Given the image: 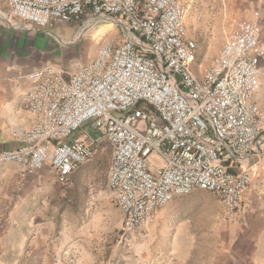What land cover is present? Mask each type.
<instances>
[{"label": "built area", "instance_id": "1", "mask_svg": "<svg viewBox=\"0 0 264 264\" xmlns=\"http://www.w3.org/2000/svg\"><path fill=\"white\" fill-rule=\"evenodd\" d=\"M2 5L0 22L14 30L46 33L57 23L112 21L126 37L103 43L74 70L45 65L27 74L23 104L33 121L9 130L15 147L0 150V166L12 163L25 173L50 168L65 184L97 149L96 139L74 134L97 121L111 149L106 187L122 216V239L195 190L216 198L224 220L236 217L251 180L250 157L264 141V110L256 103L264 76L259 23L236 22L199 81L181 0Z\"/></svg>", "mask_w": 264, "mask_h": 264}, {"label": "rangeland", "instance_id": "2", "mask_svg": "<svg viewBox=\"0 0 264 264\" xmlns=\"http://www.w3.org/2000/svg\"><path fill=\"white\" fill-rule=\"evenodd\" d=\"M181 3L184 7L186 36L197 45V63L191 65V71L199 81H202L204 70L239 20L260 24L264 48V0H181ZM28 33L31 34V49L34 50L32 59L37 58V51H40L38 54L46 55L47 61L39 67L51 65L67 69L71 67L72 70L92 60L103 43L110 41L118 44L126 37L121 27L112 21H99L87 26L57 23L46 33L33 30ZM73 38H77L76 42L69 44L67 41ZM261 66L264 73V59ZM257 104L264 110V76ZM113 114L118 115L116 112ZM86 125H91L90 130L95 132L92 138L97 140L96 153L76 171L75 176L79 174L82 178L70 180L69 187L76 189V200L72 201L73 206L70 208L65 206L62 215V220L69 228H74L64 236L67 241L74 240L72 250L56 260H28L24 258L22 249L16 252V258L0 257V264H127V254L135 253L134 246L141 241L136 239L135 231L121 238L119 227L122 216L110 201L106 187L110 146L103 129L93 127L97 121ZM139 125L142 126V122ZM85 128L73 138L82 141L85 137L89 138ZM14 171H20L15 164L0 166V172L5 174ZM245 196L246 192L242 210L232 220L222 218L219 203L209 192L195 190L189 195L172 199L157 211L169 223L173 221L170 216L174 213L180 215L178 219L185 218V226L182 227L185 233L178 241L166 243L164 246L168 250L164 252L181 259V264H264V187ZM3 214L0 218V254L4 244H8L3 239L8 225L5 220L7 212ZM172 225H176V222ZM166 231L163 236L170 240L171 232L169 229ZM147 240H152L151 235ZM15 244L22 245L19 242ZM159 246L164 248L161 243ZM154 249H157V245Z\"/></svg>", "mask_w": 264, "mask_h": 264}, {"label": "crops", "instance_id": "3", "mask_svg": "<svg viewBox=\"0 0 264 264\" xmlns=\"http://www.w3.org/2000/svg\"><path fill=\"white\" fill-rule=\"evenodd\" d=\"M0 7L7 10L6 6ZM30 38L28 31L14 30L0 22V150L15 147V143L8 137L10 128H29L33 121V116L23 104L24 94L31 86L27 74L47 60L45 54H38L40 51H37V58L32 59L34 50L31 49ZM257 100L258 94L256 103ZM87 126H83L75 134L84 131L83 128L86 127V136L90 137H85V140L92 138L95 132L90 130L91 125ZM249 165L251 180L245 197L264 187V141L251 155ZM75 173L76 171L68 179L82 178L79 174L75 176ZM54 183L55 173L50 168L30 173L0 172V218L7 212L5 220L8 224L3 238L8 246L5 247V243L1 252H13L17 257L16 252L23 249L24 258L28 260H56L72 250L74 240L67 241L64 236L74 228H69L62 220L65 206L62 205L60 190L54 187ZM66 206L70 208V202ZM178 216L180 215L176 213L170 216L173 221L169 223L159 211L154 212L145 224L135 230L134 235L141 242L134 246L133 255L127 254L126 263L181 264V259L164 252L168 250L164 246L166 243L178 241L185 233L182 229L185 218L178 219ZM173 222L176 225H172ZM166 229L171 232L170 240L163 236ZM150 235L152 240L149 241L147 238ZM15 242L22 245L16 246ZM160 243L164 246L163 249L159 246ZM155 245L157 249H154Z\"/></svg>", "mask_w": 264, "mask_h": 264}, {"label": "trees", "instance_id": "4", "mask_svg": "<svg viewBox=\"0 0 264 264\" xmlns=\"http://www.w3.org/2000/svg\"><path fill=\"white\" fill-rule=\"evenodd\" d=\"M195 63H197V45H196V62ZM110 151H111V149H110ZM230 169H232V168H230ZM69 183H70L69 179L67 180V183H65V184H59L57 181H56V183H54V187H56L57 189L60 190L61 198L63 199L62 200L63 206H66V203H69V202H70V205L73 206V204H71V203L73 200H76V197H75L76 196V189L74 187H69ZM73 196H74V199H73ZM23 230H24V228H23ZM7 246L8 245L6 244L5 247H7ZM5 250H7V248H5ZM15 250H17V248ZM14 254L15 253H13V252L9 253V252L4 251V252H1L0 257H2V258L6 257L8 259H13V258H16Z\"/></svg>", "mask_w": 264, "mask_h": 264}]
</instances>
